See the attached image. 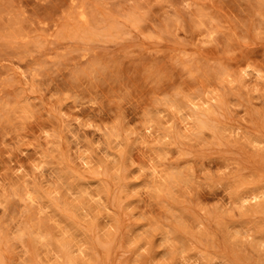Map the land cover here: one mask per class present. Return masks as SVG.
I'll return each mask as SVG.
<instances>
[{
    "label": "rangeland",
    "instance_id": "rangeland-1",
    "mask_svg": "<svg viewBox=\"0 0 264 264\" xmlns=\"http://www.w3.org/2000/svg\"><path fill=\"white\" fill-rule=\"evenodd\" d=\"M0 264H264V0H0Z\"/></svg>",
    "mask_w": 264,
    "mask_h": 264
},
{
    "label": "bare ground",
    "instance_id": "bare-ground-1",
    "mask_svg": "<svg viewBox=\"0 0 264 264\" xmlns=\"http://www.w3.org/2000/svg\"><path fill=\"white\" fill-rule=\"evenodd\" d=\"M83 13L80 14V16L82 15ZM84 15V14H83Z\"/></svg>",
    "mask_w": 264,
    "mask_h": 264
}]
</instances>
